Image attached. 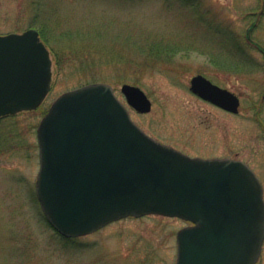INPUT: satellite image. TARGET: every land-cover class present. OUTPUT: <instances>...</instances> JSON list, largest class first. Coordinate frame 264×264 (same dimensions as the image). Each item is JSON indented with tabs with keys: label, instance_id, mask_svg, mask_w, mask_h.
<instances>
[{
	"label": "rangeland",
	"instance_id": "374dc122",
	"mask_svg": "<svg viewBox=\"0 0 264 264\" xmlns=\"http://www.w3.org/2000/svg\"><path fill=\"white\" fill-rule=\"evenodd\" d=\"M110 21L121 39L131 34L140 40L143 33L195 39L198 49L147 69L150 63L143 59L138 66L129 46L125 53L121 44L112 56L104 42L87 49L84 25ZM32 28H45L55 49L63 52L62 63L55 70L52 56V88L38 110L0 119V264H176L177 234L189 225L182 219L128 217L67 239L45 218L36 195L38 127L60 96L87 84H110L126 105L122 86L140 87L152 102L151 112L127 107L147 134L191 157L242 160L264 189V0H0L1 35ZM235 36L246 43L242 58L249 65L232 64ZM213 46L215 57L230 60L226 69L207 55ZM85 53L95 63L83 68ZM198 74L237 94L240 112H226L196 96L190 86ZM258 264H264V247Z\"/></svg>",
	"mask_w": 264,
	"mask_h": 264
},
{
	"label": "water",
	"instance_id": "95a60500",
	"mask_svg": "<svg viewBox=\"0 0 264 264\" xmlns=\"http://www.w3.org/2000/svg\"><path fill=\"white\" fill-rule=\"evenodd\" d=\"M53 80L50 50L36 29L0 35V118L35 111ZM190 90L238 114V95L204 75ZM122 93L138 113L152 102L138 86ZM37 197L65 238L93 234L128 218L162 215L190 226L177 235V264H257L264 244V189L232 158L191 157L149 136L107 83L60 96L37 131Z\"/></svg>",
	"mask_w": 264,
	"mask_h": 264
},
{
	"label": "trees",
	"instance_id": "16d2710c",
	"mask_svg": "<svg viewBox=\"0 0 264 264\" xmlns=\"http://www.w3.org/2000/svg\"><path fill=\"white\" fill-rule=\"evenodd\" d=\"M193 6V5H192ZM112 23H90L88 22L87 25H84L83 28H85V32H83L86 36H82L83 39H87V44L89 46H86L87 49H92L94 50L93 47L95 46H91L94 45V43H97L101 46H103V42L104 45L106 47H109V53L112 56L113 54H117V50L120 49V46L122 44V51L125 52V46H129L132 48V51L135 53V55L137 56V65H139V62L141 60L144 59V64H146L147 62H149V65H146V69L147 68H155L159 65H166L172 61L173 58H175L179 53L184 52V51H192V50H197L198 47L196 44V40L195 39H191L190 41H183V40H179V41H173V40H167L166 38H161V37H157V38H153L150 34H146L143 33L142 34V38L140 40H134L133 39V35H128L127 37H125L124 39H121V33L117 32L112 25H114L113 21H110ZM57 27L62 26L61 24H57ZM214 26V24H213ZM82 27V26H81ZM40 32V36L42 38V40L45 42V44L47 45V47L50 49L51 54L54 58L55 61V65L56 68L55 70H59L60 69V65L62 63V53H60L58 50L55 49V47L52 44V40L48 37V35L45 32V28H42L39 30ZM68 35V33H66V36ZM237 37L236 39V43H237V48H236V54L234 53L235 56L230 57L232 59V64L234 65V68H238L244 65H247L248 60H243L242 57L245 56L246 54V43L243 42L244 39H242V37L240 36H235ZM249 38V40L251 39V35L248 34L246 36V38ZM72 37L71 40H73ZM251 41V40H250ZM73 43L70 44V48L71 51H73V49L75 48L76 45V39L74 41H72ZM69 48V50H70ZM214 48V50H213ZM75 52H77V50L75 49ZM73 53V52H72ZM126 53V52H125ZM215 47L213 46L211 48V51L209 53H207V55L211 58L212 55L214 57H212V63H217V66L219 68H224L226 69V67L228 65H230V60H228V58L225 57H221L218 58V56L215 57ZM85 59L84 62L82 63V67H87V65L90 64H94L95 60L94 58L90 59L91 53H85L83 54ZM99 55V54H97ZM227 57V56H226ZM111 58V57H108ZM122 60H125L123 57H121ZM87 62H93V63H89L87 64ZM250 63H248L249 65ZM238 73V71H235ZM96 79V78H95ZM94 81H99V80H94Z\"/></svg>",
	"mask_w": 264,
	"mask_h": 264
},
{
	"label": "flooded vegetation",
	"instance_id": "af4514ba",
	"mask_svg": "<svg viewBox=\"0 0 264 264\" xmlns=\"http://www.w3.org/2000/svg\"><path fill=\"white\" fill-rule=\"evenodd\" d=\"M259 261H260V260H259ZM258 263H259V262H258ZM258 263H257V264H258Z\"/></svg>",
	"mask_w": 264,
	"mask_h": 264
}]
</instances>
